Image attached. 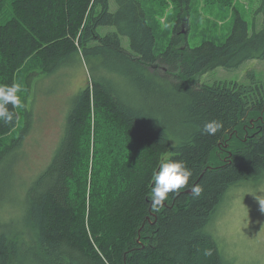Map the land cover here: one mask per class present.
Segmentation results:
<instances>
[{"label": "trees", "instance_id": "trees-1", "mask_svg": "<svg viewBox=\"0 0 264 264\" xmlns=\"http://www.w3.org/2000/svg\"><path fill=\"white\" fill-rule=\"evenodd\" d=\"M182 3L186 10L190 0ZM181 42L175 32L157 53L140 0H0V84L11 85L36 55L42 70L29 84L80 62L90 77L25 192L21 219L0 225V264H233L210 227L233 187L264 179V80L254 72L242 83L195 78L263 59L264 27L237 15L222 43ZM8 108L16 115L0 121L7 137L19 115ZM29 115L26 105L18 136L0 142V195L17 177ZM212 120L223 127L210 136L203 125ZM162 158L183 161L192 176L153 212L148 195Z\"/></svg>", "mask_w": 264, "mask_h": 264}, {"label": "rangeland", "instance_id": "rangeland-1", "mask_svg": "<svg viewBox=\"0 0 264 264\" xmlns=\"http://www.w3.org/2000/svg\"><path fill=\"white\" fill-rule=\"evenodd\" d=\"M140 1L157 37V53L166 49L175 32L182 37V45L188 43L194 47L205 40L222 43L231 33L237 15L244 17L253 29L264 27L262 0H190L186 10L183 0ZM112 4L114 8V1ZM123 43L130 48L127 36H123ZM41 68L36 55L16 72L15 82L22 88L19 95L23 107L17 109L16 130L8 137L0 134V142H10L18 136L25 123L26 105L32 109V115H29L31 125L24 135V155L16 164L17 177L11 181L12 189L0 195V225L21 219L26 190L50 163L65 131L74 97L90 84L88 69L81 62L61 66L52 75L42 77L38 74L36 78L32 75L29 84L30 74L39 73ZM250 72L264 80V58L249 60L235 70L218 67L214 72L199 74L195 81L198 84L236 80L242 83L247 81ZM98 131V140L97 135L95 140L91 136L94 147L102 143V127ZM260 201H264V179L258 184L235 186L223 199L211 224L210 230L233 264H264V210Z\"/></svg>", "mask_w": 264, "mask_h": 264}, {"label": "clouds", "instance_id": "clouds-1", "mask_svg": "<svg viewBox=\"0 0 264 264\" xmlns=\"http://www.w3.org/2000/svg\"><path fill=\"white\" fill-rule=\"evenodd\" d=\"M21 85L15 81L11 85L0 84V121L10 124L15 117V112L9 110L8 105L13 109H21L23 103L19 93ZM223 127L222 122L212 120L203 125V133L215 135ZM192 171L181 160L162 158L157 170L153 171L152 183L149 191V199L153 212H159L164 202L168 199L169 193L179 194V191L189 186ZM190 191L194 197L201 195L202 189L199 186H191ZM264 210V201H260ZM205 257L212 255L211 250L203 251Z\"/></svg>", "mask_w": 264, "mask_h": 264}]
</instances>
